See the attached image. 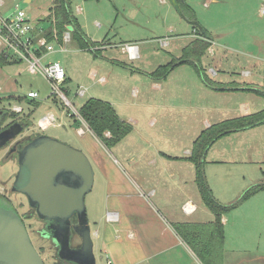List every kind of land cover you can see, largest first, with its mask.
Masks as SVG:
<instances>
[{"label":"rangeland","instance_id":"1","mask_svg":"<svg viewBox=\"0 0 264 264\" xmlns=\"http://www.w3.org/2000/svg\"><path fill=\"white\" fill-rule=\"evenodd\" d=\"M185 1L193 17L180 15L170 0H69L72 14L86 35L99 44H110L105 48L97 45L95 51L78 48L73 40L51 42L54 51L45 55L42 62L58 61L64 68L66 80L60 87L72 108L63 106L58 99L55 102L49 82L28 72L25 62L0 64V109L10 111L19 105L23 110L18 112L17 119L27 118L31 122L16 139L38 131L83 151L88 157L93 183L84 197L87 220L93 197L99 195L103 204L106 193L99 168L91 159L93 153L109 154L112 158L135 152L152 154L155 138L165 136L179 137L192 145L190 138L197 125L205 129L222 120L264 109V0ZM5 2L6 11L17 3L37 29L51 28L47 17L52 0ZM198 40L209 43L197 64L215 87L240 83L257 88V92L212 97L217 90L206 86L189 63L174 65L166 78L150 76L159 66L177 61L184 48L199 43ZM125 44L137 46L136 58L130 59L126 52H121ZM101 77L103 81L99 80ZM81 88L86 90L82 96L77 94ZM30 90L38 93L36 99L27 97ZM91 97L117 101L121 118L132 125L127 136L110 148L86 129L84 121L77 117L74 121L71 115ZM49 112L56 118L54 124L40 129L38 120ZM9 121L10 112L3 126ZM79 127L86 130L79 133ZM10 145L0 148V189H6L2 194H8L18 169L16 158H7ZM160 146L180 153L175 145ZM204 173L212 195L221 203L235 202L247 188L264 184V122L219 136L205 154ZM8 198L25 217L30 230L40 226L36 217L28 218L25 214L29 209L22 195L8 194ZM103 212L106 217L107 211ZM224 216L229 219L228 244L264 250V188L239 201ZM94 222L90 217L91 230ZM32 236L46 264H57L51 243L37 232ZM242 237L247 238L246 244L239 241ZM92 241L96 264H108L93 231Z\"/></svg>","mask_w":264,"mask_h":264},{"label":"crops","instance_id":"2","mask_svg":"<svg viewBox=\"0 0 264 264\" xmlns=\"http://www.w3.org/2000/svg\"><path fill=\"white\" fill-rule=\"evenodd\" d=\"M36 31L42 34V30ZM109 45L101 43L99 47ZM121 52L125 53L123 45ZM134 72L142 73L139 70ZM99 80L103 81L104 77ZM209 88L217 90L212 97L235 96L236 93L245 95L258 90L240 83ZM113 101L108 102L120 116L116 107L118 102ZM246 107L249 108L248 102ZM86 129L89 130L88 127ZM193 129L191 144L204 127L199 129L197 125ZM160 144L175 145L180 153L161 148ZM153 146L155 151L152 154L135 152L120 154V158L92 154L91 159L97 164L106 189L103 204L99 195L93 197L92 210L88 212L89 223L90 217L95 221L92 231L111 264H202L172 226L177 222H210L214 219L213 213L201 201L195 183L194 164L187 158L192 145L179 137L165 136L155 138ZM216 160L212 159V162ZM186 202L192 205L188 212L182 208ZM104 209L116 213L117 220L107 222ZM99 219H102L100 223ZM228 222L229 219L223 215L225 235ZM226 240L227 235L223 244V264H264V250L232 246ZM239 241L246 244L247 238L242 237Z\"/></svg>","mask_w":264,"mask_h":264},{"label":"water","instance_id":"3","mask_svg":"<svg viewBox=\"0 0 264 264\" xmlns=\"http://www.w3.org/2000/svg\"><path fill=\"white\" fill-rule=\"evenodd\" d=\"M5 111L0 109V123ZM24 127L14 122L0 131V148ZM28 136V137H27ZM25 144L16 141L17 172L12 188L25 195L38 218L50 221L53 237L60 244V256L76 264H96L92 230L86 217L85 195L91 190L93 168L83 151L55 137L32 132ZM19 143L18 145H16ZM71 226L80 240L77 248L69 247ZM95 234V233H94ZM0 264H45L32 244L26 227L15 207L0 197Z\"/></svg>","mask_w":264,"mask_h":264},{"label":"trees","instance_id":"4","mask_svg":"<svg viewBox=\"0 0 264 264\" xmlns=\"http://www.w3.org/2000/svg\"><path fill=\"white\" fill-rule=\"evenodd\" d=\"M170 1L180 15L193 17V11L185 0ZM47 18L51 22V28L42 30L41 33L48 42L56 40L62 43L64 41V33L68 31L70 33V40H73L78 48L88 50L95 48L94 50L97 51L98 48L96 49V45H99V43L90 40L82 30L72 14L69 0H52ZM190 21L196 23L194 19H190ZM69 28L71 29L69 30ZM202 35L207 38V34L203 30ZM198 42L197 44H189L184 48L182 57L177 61L174 60L175 62L172 61L159 66L150 73V76L154 78H165L174 65L189 63L196 69L200 79L206 86L216 88L208 80L204 72H202V68L197 64L209 43L202 40H198ZM2 63L6 64L11 62H8L0 55V64ZM8 98L16 99L17 101L23 100L21 97L14 96H8ZM53 100L56 102L57 99L54 98ZM30 101L34 103L33 100ZM35 105H37L36 102ZM3 110L5 111L3 121L8 117L10 112L11 121H19L24 129L31 125V122L27 118L17 119L18 112H14L13 110L9 111L5 108ZM78 112L93 135L100 140L101 144L108 148L119 143L132 130V125L128 121L120 118L112 104L106 100L91 97L81 105ZM76 117L74 115V121L77 120L78 117ZM3 121L0 125L3 124ZM262 122H264V109L225 119L203 129L192 143L191 152L187 158L194 164L195 183L201 201L213 213L214 219L210 222H177L173 223L172 226L182 240L192 249L202 264H223L224 228L222 216L234 208L239 201L248 198L264 188V184L253 185L244 190L235 202L221 203L212 195L206 180L204 173L205 154L210 145L219 136L258 125Z\"/></svg>","mask_w":264,"mask_h":264},{"label":"built area","instance_id":"5","mask_svg":"<svg viewBox=\"0 0 264 264\" xmlns=\"http://www.w3.org/2000/svg\"><path fill=\"white\" fill-rule=\"evenodd\" d=\"M5 8V0H0V55L8 62H25L28 72L38 74L49 82L54 98L60 100L63 106L72 108L71 103L60 87L66 79L64 68L58 61L42 62L45 55L54 51L52 43L48 42L45 36L40 34V31H35V25L17 3L12 5L7 11ZM63 40L65 42L70 40V33L68 31L64 33ZM123 49L130 59L138 56V48L135 44H125L123 45ZM85 91L81 88L77 94L82 96L85 94ZM37 96L38 93L36 91L30 90L27 92V97L29 98L36 99ZM12 110L14 112H21L22 108L19 105H14ZM73 113L82 120L77 110H74ZM55 120L54 114L49 112L38 120V127L45 129L53 125ZM78 132L83 133L84 130L80 128ZM1 191L2 189H0ZM191 207L192 205L187 202L182 206L186 212L190 211ZM106 219L107 221L117 220L116 213L107 212ZM107 263L111 264L110 260H107Z\"/></svg>","mask_w":264,"mask_h":264},{"label":"flooded vegetation","instance_id":"6","mask_svg":"<svg viewBox=\"0 0 264 264\" xmlns=\"http://www.w3.org/2000/svg\"><path fill=\"white\" fill-rule=\"evenodd\" d=\"M14 122H19V121H9L6 125L3 126V124L0 125V131L4 130L5 128L9 127L11 124H13ZM28 128V127H27ZM26 129V128H25ZM25 129L23 131H25ZM19 134H17L12 140H10L5 146H8V144H11L10 145V149L8 151V155H7V158L9 157H12L14 155H16V147L13 148V146L15 145L16 141H18L19 143H22V144H25L27 142V137H21L20 139H16L17 136ZM15 141V142H14ZM14 142V143H12ZM19 143H17L16 145H18ZM4 147V146H3ZM13 182V181H12ZM6 190L5 188L2 190L4 191ZM8 194L10 195H15V194H20L18 192H16L13 188H12V185L11 187L7 190ZM8 194L7 193H0L1 195V198L2 199H5L8 203H12V201H10V199L8 198ZM22 195L25 199H26V202H27V205H28V209L29 211L27 213H25L27 215L28 218H33V217H36L38 222L40 223V226L35 229L34 231L30 230L29 229V226L28 224H26V220H25V217L23 215H20L19 214V211L17 210L18 214L20 215L25 227H26V230L28 232V235L30 237V240L32 242V244L34 245V247L36 248V250L38 251V253L41 255L42 257V254L40 252V249H39V246L37 245V241L34 240L32 234L34 232H37L38 235H41L43 236V238L47 241H49L53 247V250H54V257H55V262H57V264H76L75 262L71 261V260H68V259H65L64 257H61L60 256V250H61V247H60V244L58 243V241L53 237V234H52V230L50 228V221H46V220H43V219H40L37 217L36 215V212L34 210V208L32 206H30L28 204V201H27V198L25 197V195L23 194H20ZM14 206V205H13ZM30 213V214H29ZM32 213V214H31ZM31 215V216H30ZM76 222V216L73 215L71 218H70V228L73 224H75ZM77 236L75 235V233L73 232L72 228H71V234H70V239H69V247L71 249L73 248H77L79 247L80 245V240L77 238ZM43 258V257H42ZM44 263L46 264L45 260L43 259Z\"/></svg>","mask_w":264,"mask_h":264},{"label":"bare ground","instance_id":"7","mask_svg":"<svg viewBox=\"0 0 264 264\" xmlns=\"http://www.w3.org/2000/svg\"><path fill=\"white\" fill-rule=\"evenodd\" d=\"M78 112V111H77ZM72 114H74V115H76L75 113H72ZM78 114H79V112H78ZM77 116V115H76ZM78 117V116H77ZM82 118V117H81ZM80 120V119H79ZM81 121H84L83 119L81 120ZM85 122V121H84ZM81 127H79L78 129H80ZM84 130V129H83ZM80 133H82V132H80ZM108 260V259H107Z\"/></svg>","mask_w":264,"mask_h":264}]
</instances>
